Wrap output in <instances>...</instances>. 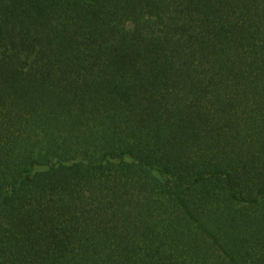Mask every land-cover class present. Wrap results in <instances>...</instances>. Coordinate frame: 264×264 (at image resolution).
Returning <instances> with one entry per match:
<instances>
[{"label": "trees", "instance_id": "obj_1", "mask_svg": "<svg viewBox=\"0 0 264 264\" xmlns=\"http://www.w3.org/2000/svg\"><path fill=\"white\" fill-rule=\"evenodd\" d=\"M0 264H264V0H0Z\"/></svg>", "mask_w": 264, "mask_h": 264}]
</instances>
